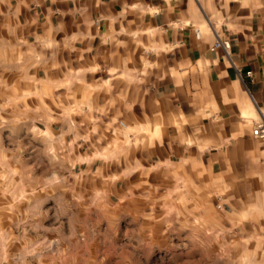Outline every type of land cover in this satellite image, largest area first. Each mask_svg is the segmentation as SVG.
I'll use <instances>...</instances> for the list:
<instances>
[{"label":"rangeland","instance_id":"374dc122","mask_svg":"<svg viewBox=\"0 0 264 264\" xmlns=\"http://www.w3.org/2000/svg\"><path fill=\"white\" fill-rule=\"evenodd\" d=\"M22 24L0 0V264L264 263L253 209H225L206 171L127 139L141 131L94 106L101 72Z\"/></svg>","mask_w":264,"mask_h":264},{"label":"crops","instance_id":"0c3cea01","mask_svg":"<svg viewBox=\"0 0 264 264\" xmlns=\"http://www.w3.org/2000/svg\"><path fill=\"white\" fill-rule=\"evenodd\" d=\"M11 2L35 42L101 72L111 85L94 106L141 131L127 139L206 171L225 209L255 211L264 243V0Z\"/></svg>","mask_w":264,"mask_h":264},{"label":"built area","instance_id":"2783aa9c","mask_svg":"<svg viewBox=\"0 0 264 264\" xmlns=\"http://www.w3.org/2000/svg\"><path fill=\"white\" fill-rule=\"evenodd\" d=\"M224 48V49H229L230 48V43L229 41H219L217 43H215L213 49H217V48ZM247 75L250 77L251 76V72H248ZM253 134L255 136H259V137H263L264 138V123H259L257 124V127L254 129Z\"/></svg>","mask_w":264,"mask_h":264}]
</instances>
